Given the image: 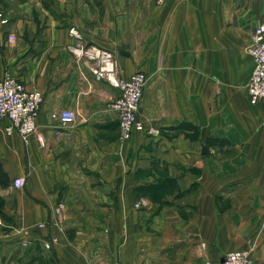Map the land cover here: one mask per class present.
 Instances as JSON below:
<instances>
[{
    "label": "crops",
    "instance_id": "crops-1",
    "mask_svg": "<svg viewBox=\"0 0 264 264\" xmlns=\"http://www.w3.org/2000/svg\"><path fill=\"white\" fill-rule=\"evenodd\" d=\"M0 14V80L43 93L46 140L0 121V264H204L237 250L264 264V100L247 93L264 0H0ZM73 27L121 77H148L145 130L128 141L111 108L121 92L70 52ZM63 109L77 120H52Z\"/></svg>",
    "mask_w": 264,
    "mask_h": 264
},
{
    "label": "built area",
    "instance_id": "built-area-1",
    "mask_svg": "<svg viewBox=\"0 0 264 264\" xmlns=\"http://www.w3.org/2000/svg\"><path fill=\"white\" fill-rule=\"evenodd\" d=\"M157 1L162 3L165 0ZM0 18H2V14H0ZM69 36L73 40V44L69 48L70 52L79 61H83L89 66L95 80L106 82L121 92L120 96L111 103V108L119 116L121 141L130 140L135 132H143L145 127L138 115L148 81L147 75L139 71L133 73L129 78H123L111 52L89 45L75 27L69 30ZM10 40L15 41L16 37L12 35ZM247 53L254 62L247 84V93L250 103L257 105L261 100H264V22L261 21L256 24L250 44L247 47ZM43 103V93L37 90H29L23 82L15 77L6 74L0 80V121L8 120L9 124L5 128L7 135L11 136L17 133L22 137L25 144L29 143L31 136L37 135L40 147L45 148L46 140L43 134L38 133L37 124ZM51 118L66 125L76 121L77 114L70 109H63L53 112ZM55 134L59 135V132L56 131ZM25 182V178H16L13 181V186L21 190L25 187ZM147 205L148 201L142 198L135 206L140 209ZM63 208L62 204L54 208L57 217L63 215ZM39 227H43V225H39ZM45 246L50 248L51 242ZM250 257V251L237 250L227 253L220 261H206L204 264H251ZM114 264L125 263L116 262Z\"/></svg>",
    "mask_w": 264,
    "mask_h": 264
},
{
    "label": "trees",
    "instance_id": "trees-1",
    "mask_svg": "<svg viewBox=\"0 0 264 264\" xmlns=\"http://www.w3.org/2000/svg\"><path fill=\"white\" fill-rule=\"evenodd\" d=\"M11 184L8 174L3 170L0 164V187L7 188Z\"/></svg>",
    "mask_w": 264,
    "mask_h": 264
},
{
    "label": "water",
    "instance_id": "water-1",
    "mask_svg": "<svg viewBox=\"0 0 264 264\" xmlns=\"http://www.w3.org/2000/svg\"><path fill=\"white\" fill-rule=\"evenodd\" d=\"M121 54H125L124 52H121Z\"/></svg>",
    "mask_w": 264,
    "mask_h": 264
},
{
    "label": "rangeland",
    "instance_id": "rangeland-1",
    "mask_svg": "<svg viewBox=\"0 0 264 264\" xmlns=\"http://www.w3.org/2000/svg\"><path fill=\"white\" fill-rule=\"evenodd\" d=\"M157 1V0H156ZM158 2V1H157ZM159 3V2H158ZM163 3V2H162Z\"/></svg>",
    "mask_w": 264,
    "mask_h": 264
}]
</instances>
